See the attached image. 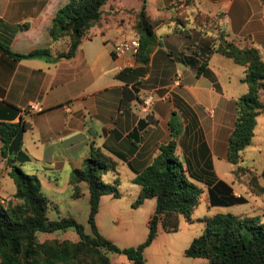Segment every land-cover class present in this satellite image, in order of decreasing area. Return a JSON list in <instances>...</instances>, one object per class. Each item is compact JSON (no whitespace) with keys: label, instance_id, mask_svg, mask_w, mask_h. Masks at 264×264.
<instances>
[{"label":"crops","instance_id":"1","mask_svg":"<svg viewBox=\"0 0 264 264\" xmlns=\"http://www.w3.org/2000/svg\"><path fill=\"white\" fill-rule=\"evenodd\" d=\"M117 1L104 4L98 22L90 28L91 36L80 42L72 57L64 58L56 55L66 49L67 37L52 41L47 30L54 11L66 0H0V46L18 54L35 48L49 50L47 58H15L0 47V121L28 124L22 133L28 160L20 168L27 165L46 196L45 191L51 190L48 172L67 164L80 167L92 144L117 162L119 195L135 199L139 186L130 179L170 139L168 120L175 95L190 109L179 114L175 154L186 175L200 188L192 220L186 222H200L199 217L218 212L252 215L264 221V195L252 194L234 180L232 165L226 160L235 99L247 89L240 80L242 67L213 51L209 33L191 23L196 11L222 12L229 35L235 39L248 36L264 58V0H181L171 4L167 14L151 18L156 44L146 64L137 62L135 55L113 51L120 39L136 36V11ZM178 14L184 15L180 22L174 19ZM201 62L204 71L196 75ZM123 87L127 92L136 88V97L124 110H117ZM260 97L264 99V93ZM146 98L150 103L144 106ZM29 103H35L36 109L29 110ZM242 163L258 173V182L264 187V112L256 116ZM113 177L110 171L104 181ZM122 178L128 184L125 187ZM14 191L8 166L0 156V202H14ZM104 195L109 194L99 197L98 208ZM147 200L150 198L141 204ZM199 206L202 209L194 217ZM164 232L159 225L150 243Z\"/></svg>","mask_w":264,"mask_h":264},{"label":"trees","instance_id":"2","mask_svg":"<svg viewBox=\"0 0 264 264\" xmlns=\"http://www.w3.org/2000/svg\"><path fill=\"white\" fill-rule=\"evenodd\" d=\"M108 0H66L53 13L48 26L50 40L67 37L64 51L57 57H72L80 42L89 38L90 28L94 26ZM176 15V22L183 19ZM222 12L213 14L194 12L191 23L201 32L209 33L210 47L213 51L230 58L242 67L241 81L247 85L234 103V120L226 140V160L232 165L234 180L246 186L256 195H264V187L258 182V173L243 162V153L250 143L256 124V116L264 112V58L260 50L248 36L235 39L223 26ZM154 23L146 13L144 4L135 12L133 29L139 41L135 53L137 62L146 64L149 54L156 44ZM26 23L21 26H25ZM176 32L184 33L175 28ZM1 49L15 58L49 56L47 48H35L27 53H12L6 46ZM203 62L196 66L195 74L204 71ZM121 89L117 110H124L129 100L136 97L137 89L127 92ZM174 109L170 113L168 127L170 139L158 146L151 162L139 170L130 181L139 186L132 206H138L144 199L154 198V209L146 220V235L134 245L118 247L109 238L97 231L94 218L98 210L99 197L109 194L118 197L119 183L117 162L102 148L92 144L83 158L81 168L71 170L72 197L81 195L78 183L84 182L87 191V218L89 232L72 217L49 219L46 215L49 200L40 189L34 174L25 173L20 163L28 160L22 149V133L28 124L0 121V156L8 166V175L13 181L14 202H0V264H112L108 252L123 254L130 264H144L143 250L155 238L158 226L166 232L178 229L179 218L192 220V211L198 203L200 188L186 175L181 162L175 154V138L180 132V113L190 112L179 97L173 95ZM112 171L114 177L104 182L101 175ZM241 201L239 197L236 199ZM202 229L183 250V255L203 258L202 264H264V221L257 216L233 214L230 212L204 215L197 219ZM72 228L76 240L67 238H45L38 240L40 232L50 233Z\"/></svg>","mask_w":264,"mask_h":264},{"label":"rangeland","instance_id":"3","mask_svg":"<svg viewBox=\"0 0 264 264\" xmlns=\"http://www.w3.org/2000/svg\"><path fill=\"white\" fill-rule=\"evenodd\" d=\"M177 1L181 0H118L117 2L132 11H138L143 3L147 15L150 18H155L156 16L167 14L168 7ZM237 67L240 69V66ZM79 164L81 165L78 168H81L83 163ZM72 169V165L67 164L58 171L48 172L51 179L48 188L51 190L45 189L46 197L49 200L46 215L49 219L72 217L81 223L84 231L88 233L89 226L86 222L88 211L86 185L84 182L78 183L83 195L79 197L71 196L70 180ZM23 171L25 173L31 172L27 169V165L23 168ZM124 172L128 173L127 170H124ZM109 173L110 171L103 173L101 179L103 181L106 180V175H109ZM55 182L56 185L54 184ZM121 182L122 187L128 185L123 178ZM133 200L128 199L124 193H121L118 197L104 195L94 218L97 231L109 238L118 247L134 246L145 237L140 236L146 233L145 220L148 212L153 208L151 206H153L154 198L147 200L151 203L149 206V202H146L145 204L133 207L131 205ZM201 209V206H199L194 211L193 216H197ZM179 219L180 223L177 231L164 232L163 236H160L144 248V264H201L204 261L203 258H191L184 256L182 253L188 246L187 240L200 233L202 224L197 221L187 223L182 217ZM52 237L70 240L77 239V235L72 228L37 234L38 240ZM107 256L112 264H130L123 254L108 252Z\"/></svg>","mask_w":264,"mask_h":264},{"label":"built area","instance_id":"4","mask_svg":"<svg viewBox=\"0 0 264 264\" xmlns=\"http://www.w3.org/2000/svg\"><path fill=\"white\" fill-rule=\"evenodd\" d=\"M264 10V7H263ZM139 47V41L136 37H131L128 39H120L113 45V51L117 54H124L129 53L132 55H135L137 52V49ZM150 103V99L146 98L144 100V106L148 105ZM29 110H35L36 104L35 103H29L28 104ZM210 113V111L208 112Z\"/></svg>","mask_w":264,"mask_h":264}]
</instances>
